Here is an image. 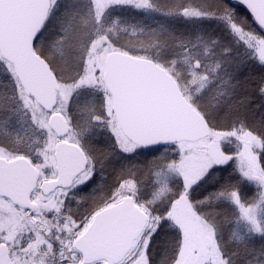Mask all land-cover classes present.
<instances>
[{
  "label": "snow or ice",
  "instance_id": "6c2138e0",
  "mask_svg": "<svg viewBox=\"0 0 264 264\" xmlns=\"http://www.w3.org/2000/svg\"><path fill=\"white\" fill-rule=\"evenodd\" d=\"M0 264H264V0H0Z\"/></svg>",
  "mask_w": 264,
  "mask_h": 264
}]
</instances>
